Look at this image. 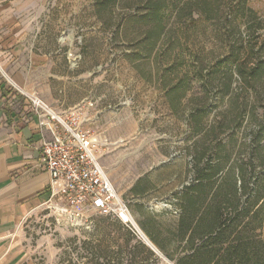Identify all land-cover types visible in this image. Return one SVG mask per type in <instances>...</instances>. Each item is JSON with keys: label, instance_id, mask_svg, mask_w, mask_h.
I'll return each instance as SVG.
<instances>
[{"label": "rangeland", "instance_id": "rangeland-1", "mask_svg": "<svg viewBox=\"0 0 264 264\" xmlns=\"http://www.w3.org/2000/svg\"><path fill=\"white\" fill-rule=\"evenodd\" d=\"M223 1L238 6L243 0ZM22 2L32 13L25 59L36 61L27 76L29 92L56 112L93 103L88 119L102 139L101 165L131 215H123L126 224L91 212L89 224L76 227L43 208L22 229L28 258L33 264H176L151 243L141 223L165 246L178 244L169 231L179 217L175 195L195 176L196 157L200 176L207 175V150L218 142L203 139L201 131L228 108L214 107L217 88L207 94L200 80L203 59L213 65L229 47L225 24L191 28L189 17L173 14L167 35L149 55L142 35L146 0ZM244 7L240 26L253 47L244 63L250 70L264 65V0H247ZM221 70L215 87L224 78ZM219 135L235 138L232 160L253 138L264 149V115L234 117L231 129Z\"/></svg>", "mask_w": 264, "mask_h": 264}, {"label": "trees", "instance_id": "trees-1", "mask_svg": "<svg viewBox=\"0 0 264 264\" xmlns=\"http://www.w3.org/2000/svg\"><path fill=\"white\" fill-rule=\"evenodd\" d=\"M218 1L146 0L142 35L149 55L167 35L173 14L181 19L189 17L191 28L222 20L230 43L215 64L211 65L205 58L202 61L200 80L209 90L207 94L217 88L214 107L227 103L228 108L218 112L221 119L216 124H202L203 139L218 142L215 148L207 150V175L200 176L203 170L196 157L195 176L175 195L179 217L169 231L170 240L178 244L167 247L158 233L144 223L141 227L151 243L176 264H264V149L260 141L253 138L246 141L238 157L232 160L235 138L219 135L231 129L234 117L248 113L256 119L263 117L260 111L264 107L261 96L264 65L259 63L250 70L244 67L247 55L253 52L240 26L247 0L238 6L231 1L220 0V4ZM228 24H231L230 29ZM220 69L224 78L215 87ZM210 105H205L206 111ZM252 172H256L255 175ZM151 220L155 225L158 223L157 216ZM150 254L155 256L152 251Z\"/></svg>", "mask_w": 264, "mask_h": 264}, {"label": "crops", "instance_id": "crops-1", "mask_svg": "<svg viewBox=\"0 0 264 264\" xmlns=\"http://www.w3.org/2000/svg\"><path fill=\"white\" fill-rule=\"evenodd\" d=\"M22 1L0 0V264H33L22 229L50 195L38 118L25 96L36 61L25 59L32 13Z\"/></svg>", "mask_w": 264, "mask_h": 264}, {"label": "built area", "instance_id": "built-area-1", "mask_svg": "<svg viewBox=\"0 0 264 264\" xmlns=\"http://www.w3.org/2000/svg\"><path fill=\"white\" fill-rule=\"evenodd\" d=\"M25 96L38 118L41 164L50 176L44 208L76 227L88 225L91 212L128 223L129 207L100 162L102 139L88 119L93 103L58 113L38 96Z\"/></svg>", "mask_w": 264, "mask_h": 264}, {"label": "water", "instance_id": "water-1", "mask_svg": "<svg viewBox=\"0 0 264 264\" xmlns=\"http://www.w3.org/2000/svg\"><path fill=\"white\" fill-rule=\"evenodd\" d=\"M148 246H150L149 244H148ZM154 250V249H153Z\"/></svg>", "mask_w": 264, "mask_h": 264}, {"label": "bare ground", "instance_id": "bare-ground-1", "mask_svg": "<svg viewBox=\"0 0 264 264\" xmlns=\"http://www.w3.org/2000/svg\"><path fill=\"white\" fill-rule=\"evenodd\" d=\"M149 244V243H148ZM150 245V244H149ZM152 246V245H151Z\"/></svg>", "mask_w": 264, "mask_h": 264}]
</instances>
